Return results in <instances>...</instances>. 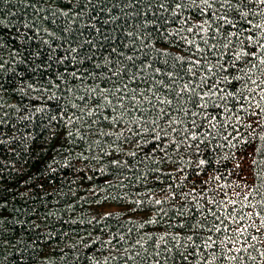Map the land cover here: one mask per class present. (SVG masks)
<instances>
[{"label": "trees", "instance_id": "1", "mask_svg": "<svg viewBox=\"0 0 264 264\" xmlns=\"http://www.w3.org/2000/svg\"><path fill=\"white\" fill-rule=\"evenodd\" d=\"M261 45L258 0H0V264H264Z\"/></svg>", "mask_w": 264, "mask_h": 264}, {"label": "snow or ice", "instance_id": "2", "mask_svg": "<svg viewBox=\"0 0 264 264\" xmlns=\"http://www.w3.org/2000/svg\"><path fill=\"white\" fill-rule=\"evenodd\" d=\"M196 2V0H193V3H195ZM258 2L260 3V4H264V0H258ZM202 3H204V4H208L209 3V0H202ZM175 7L177 8V9H179L180 7H181V5L179 4V3H176V5H175ZM193 29L192 28H189L188 29V31L189 32H191ZM206 30V29H205ZM249 39H251V37H249ZM188 43H194V41H188ZM261 47H264V45H261ZM239 58V54H237V59ZM262 63H264V61H261ZM196 63H198V61L196 62ZM209 71H211V69H209ZM253 83H255V81H253ZM212 87H215V85H213ZM220 91H223V89H221ZM204 95H208V93H205ZM262 99H264V97H262ZM201 100H203V96L201 97ZM169 103H170V101H169ZM201 107H204L205 105H200ZM114 163H115V161H114ZM201 163H203V161L201 162ZM211 202V201H210ZM156 203L157 204H159V203H161V201H159V200H157L156 201ZM230 203H233V204H235V201H230ZM230 215V217H231V220L237 225V227L234 229V232L235 233H237V234H239V235H242L245 231H247V228L246 227H241L240 226V224H241V222L242 221H244V219H245V216L243 215V214H241L240 216H239V218L237 219V216H236V211L234 210L233 211V213H230L229 214ZM257 215H259L258 213H257ZM247 217H248V219L249 220H251V218H252V213H248L247 214ZM229 217H225V219H228ZM217 219L219 220L220 218L219 217H217ZM220 223L221 224H224V221L223 220H220ZM261 224H264V220H262L261 221ZM225 231H227V227H225V229H224ZM216 231L217 232H219V231H221V228L219 227V226H217L216 227ZM257 231H260V229L259 228H257ZM163 237H161V239H162ZM192 238L191 237H189V240H191ZM212 238H211V236H209L208 237V240H211ZM232 238L231 237H226L225 238V240H231ZM252 239L253 240H255V239H257V237L256 236H253L252 237ZM222 243H223V241H222ZM205 244H206V246H208V247H211V245H209V244H207V241H205ZM232 249H229V251H231ZM237 251H239V249H237ZM262 255H264V254H262ZM231 259H236V257L235 256H233V257H230ZM209 264H210V262H209Z\"/></svg>", "mask_w": 264, "mask_h": 264}]
</instances>
